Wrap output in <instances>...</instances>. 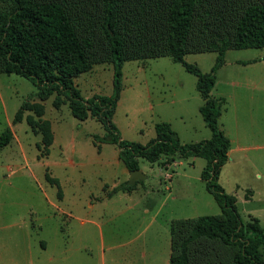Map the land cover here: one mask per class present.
Masks as SVG:
<instances>
[{
    "label": "trees",
    "instance_id": "trees-1",
    "mask_svg": "<svg viewBox=\"0 0 264 264\" xmlns=\"http://www.w3.org/2000/svg\"><path fill=\"white\" fill-rule=\"evenodd\" d=\"M263 47L264 0H0V73L23 76L35 87L12 122L21 121L24 110L33 112L26 122L41 135V157L53 141L42 102L54 95V108L67 102L78 120L92 117L103 125L105 133L93 135L94 143L115 144L128 171L139 169L138 158L151 163L162 156L164 163L175 157L205 159L201 178L221 212L172 220L169 264H264V227L256 217H242L236 197L218 183L230 141L218 125L224 99L210 94L227 50ZM201 52L216 53L207 73L184 60ZM159 56H169L196 76L208 139L182 143L165 121L155 123V136L146 144L121 138L112 117L122 90V65ZM99 63L112 65V93L83 98L74 78ZM12 137L5 128L0 148ZM45 178L60 195L58 181L47 173ZM134 187L124 183L111 193Z\"/></svg>",
    "mask_w": 264,
    "mask_h": 264
},
{
    "label": "rangeland",
    "instance_id": "rangeland-1",
    "mask_svg": "<svg viewBox=\"0 0 264 264\" xmlns=\"http://www.w3.org/2000/svg\"><path fill=\"white\" fill-rule=\"evenodd\" d=\"M215 57V52L188 53L184 55V60L196 65L201 72L207 73L214 64ZM224 59L225 65L216 73L219 79L233 77L243 84L254 86L255 90H259V94L263 93L264 47L230 49L226 51ZM99 64L101 66H96L97 72L92 74L90 79L80 78L78 81L80 85L78 88L84 97L93 93L111 94L113 69L107 63ZM33 91L35 87L27 78L17 74L0 73V133L9 127V122L12 121L18 106ZM52 98L54 95L49 97L45 104L44 115V118L50 120L52 130L56 135V142L51 147L50 155L41 159V150H37L38 145H41V135L34 134L26 122V116L34 114L32 111L24 110L21 121L16 124L12 123V129L19 138L10 144L7 151H16L18 145L24 146L27 159L23 160L20 157L15 161H4L5 164L9 163L11 169L5 165L3 176H0V221L5 220L6 222L27 215L31 210L36 212L34 217L36 216L37 222L43 225V230L38 232V236L43 238L47 237L51 228L50 219L45 218L48 214V207L45 204L44 194L54 199L57 191L55 185L47 184L44 178L45 172H50L53 176L64 180L62 173L67 170L69 178L79 180L76 183L81 193H87L98 191L100 178L121 180L122 169H124L121 163L117 165L112 161L115 155V148L112 145L108 146L109 164H91L90 159L96 155V146L93 144L92 136L103 135V125L90 117L83 121L78 120L71 114L67 102L55 110L50 102ZM161 98L165 100L164 104H159ZM173 98L182 99L181 107L177 102H170ZM201 102V96L196 89V76L187 72L180 63L173 62L169 56L126 61L122 65V91L112 121L123 139L146 144L155 136V123L169 119L172 126L180 131L181 140L196 142L204 136L201 135V131L205 129L208 134L210 132L204 126L197 109ZM179 111L184 114L186 120L184 125L178 120ZM190 125L196 127L191 137L189 131L185 133L182 131V127L189 129ZM59 145L64 158H71L76 166L58 165L62 158ZM244 153L247 154L246 158L240 154H232L233 160L225 164L220 177L218 176V183L225 188L228 194L237 191L236 206L243 217L247 210H250L247 212L258 211L254 217L261 216L262 221L259 222L264 227V149H249ZM64 158L61 164L65 163ZM181 161L182 164L174 169L182 171L185 168L190 175V199L168 201L154 223L147 221L129 223L127 219L133 215L142 218L141 209L146 205L142 202L135 210L118 216L127 217L126 227H130V230L125 232L126 227L121 225L122 222H126L118 220L117 227L121 226L119 231L122 234L129 235L130 233V237H135L137 241L153 238L160 248L164 239L169 237L164 221L169 214L176 219L220 214L221 210L217 202L207 191L205 182L201 178V172L206 165L205 159L194 157L193 160L182 159ZM144 163L149 165L146 161ZM79 167H81V172L77 170ZM158 167L157 164L153 166L154 169H159ZM81 175L84 176V181L80 180ZM148 183L154 184L152 178L148 180ZM165 185H169V182L155 186L167 193L164 190ZM253 190L256 193L259 191V197L252 196L251 201H243V194L247 195L249 192L251 194ZM117 206L120 211L123 204L119 203ZM155 254L156 258H161L160 250Z\"/></svg>",
    "mask_w": 264,
    "mask_h": 264
},
{
    "label": "crops",
    "instance_id": "crops-1",
    "mask_svg": "<svg viewBox=\"0 0 264 264\" xmlns=\"http://www.w3.org/2000/svg\"><path fill=\"white\" fill-rule=\"evenodd\" d=\"M224 65L225 61L217 72ZM96 66L101 65L95 64L89 71L83 72L74 78L77 87L80 86L78 82L80 78L82 80L90 79V76L97 72ZM258 92L259 90H255L254 86L251 87L250 85L243 84L233 77L221 80L216 74V80L210 94L212 97H222L224 99L221 114L218 118V125L230 141L228 160L223 164L220 172L225 168V164L232 162V154H240L245 157L247 154L244 151L249 149H264V91L261 94ZM92 95L94 93L87 97L82 96L89 98ZM47 100L42 102L44 108H46L45 104ZM52 100L53 98L50 100L51 104ZM164 102L165 100L161 98L159 104H164ZM170 102H177L181 107L182 99L173 98ZM201 104L202 102L197 106L198 112ZM55 110L58 109L55 108ZM44 115L42 118L46 119ZM178 120L183 125L186 123L182 111L178 112ZM162 121L169 123L172 130L177 133L180 142H192V140H181L180 131L172 126L171 120ZM12 123V121L9 122V128L13 134L12 140L8 145L0 148V176H3L5 170L3 167L5 165L11 169L9 163L5 164L4 161H15L16 159H20V157L23 160L27 159L24 146L18 145L16 151H7L10 144L19 138L12 129ZM203 123L207 127L204 120ZM182 129L184 133L189 131L190 137L196 131L194 125H190L189 129H185L184 127ZM201 135H204L201 140L207 139L211 136V131L208 134L204 129V131H201ZM55 142L56 135L53 132V141L49 146V152L47 155L42 156L41 159L50 155L51 147ZM93 144L96 146V155L89 162L98 165L110 163L108 146H114L115 155L112 161L117 165L121 163L124 168L122 169L121 180L100 178L97 192L89 191L81 193L77 184L79 180L76 181L69 178V171L65 170L62 173L65 177L64 180L53 176L49 171V173L45 172L51 178L58 181L61 190L60 195H58L57 189L54 199L49 198V195L46 193L44 194L45 204L48 207V214L45 218L51 221L49 233H47V237L45 238L38 236V232L43 230V225L37 222L36 216L34 217L36 212L31 210L28 211L27 215L10 219L6 222L5 220L4 222L0 221V264H169L171 254L170 233L169 237L164 239L160 248L153 238L137 241L138 239L136 240L135 237H130V233L129 235L124 232L122 234L119 231L121 226L126 227L127 222L125 220L127 217L118 216L135 210L139 204L144 202L146 205L141 209L142 218L133 215L130 218L128 217L127 220L131 224L139 223L140 221L154 223L161 214V209L166 206L168 201H185L187 198L189 200L191 192L190 175L185 168L182 171H177L174 168L182 164V159L193 160L194 157H175L171 163H164L166 156L160 157L153 163L146 161L144 158H138L139 170L145 175V178L137 180L132 190H118L111 193L114 187L127 183L130 171L126 169L118 158V148L115 144L104 142L95 144L94 141ZM59 147L62 158H64L62 148L60 145ZM37 150L39 149L37 148ZM62 158L58 165L76 166V163L71 158L66 157L64 158L65 163L61 164ZM144 161L149 165H145ZM192 162L194 163V161ZM155 164L159 166V169L153 168ZM80 168H77L79 172H81ZM150 178H152L154 184L148 183ZM80 180L84 181V176L81 175ZM166 181L169 182V185L164 186V190L167 191V193H164L163 190H160L155 185H161L162 183H166ZM46 182L49 185L51 184L47 180ZM51 185L56 186V184ZM255 190L251 194L249 192L247 195H244V193L242 197L243 201H251L252 196L259 197V191L256 193ZM231 194L236 197L237 203V191ZM119 203L123 204L120 211H118L119 207L117 206ZM95 210L99 211L96 212ZM247 211L245 212V217L248 215L254 217L258 212ZM173 217L169 214L164 220L168 232L170 222L176 219ZM255 217L259 221H262L261 216ZM118 220L125 221L126 223L121 221L122 225L118 228ZM128 230H130V227L125 228V232ZM159 250L161 258L158 259L155 257V252Z\"/></svg>",
    "mask_w": 264,
    "mask_h": 264
},
{
    "label": "water",
    "instance_id": "water-1",
    "mask_svg": "<svg viewBox=\"0 0 264 264\" xmlns=\"http://www.w3.org/2000/svg\"><path fill=\"white\" fill-rule=\"evenodd\" d=\"M145 178V175L139 170H132L129 174V179L127 181L128 185H133L137 180Z\"/></svg>",
    "mask_w": 264,
    "mask_h": 264
}]
</instances>
